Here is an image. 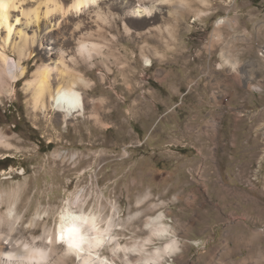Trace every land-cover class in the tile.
<instances>
[{"label": "rangeland", "instance_id": "rangeland-1", "mask_svg": "<svg viewBox=\"0 0 264 264\" xmlns=\"http://www.w3.org/2000/svg\"><path fill=\"white\" fill-rule=\"evenodd\" d=\"M120 1L139 0H100L106 19L94 7L57 13L24 77L0 88L1 211L16 206L24 236L40 235L81 196L102 226L115 218L106 264H137L128 248L160 213L178 242L162 264H264V0H188L179 13L164 3L148 19ZM82 36L99 54L77 55ZM61 48L85 76L83 114L35 107L26 89Z\"/></svg>", "mask_w": 264, "mask_h": 264}, {"label": "bare ground", "instance_id": "bare-ground-1", "mask_svg": "<svg viewBox=\"0 0 264 264\" xmlns=\"http://www.w3.org/2000/svg\"><path fill=\"white\" fill-rule=\"evenodd\" d=\"M25 1L29 0H4V3L8 4L9 7L6 10L0 8V16L7 17L6 21L0 23L1 89L9 86L11 87L13 82L17 83L24 77L26 74L24 62L36 54L35 44L37 43V47L40 45L38 44L37 38H39L40 35L41 37L45 35V30L46 32L57 30L60 27V21L57 19L56 14L58 13L61 16H66L64 11H66L72 3L71 1L69 4H65L62 0H39L37 6L29 7L23 5ZM202 1L205 2L206 0ZM175 2L177 13L186 7L192 8L188 0H139L134 5L128 3V1L122 2L121 4L120 1L118 5L127 8L124 13L128 18L148 19L157 13L160 8L159 5ZM20 3H22V7ZM109 3V7L105 4L108 12L111 11L110 8L116 5L114 2ZM17 7H21L22 18H19V14H13V10ZM91 7H94L95 13L99 11L103 18L106 19V15L104 16L100 8V0H97V4L95 6H90V8ZM53 8L57 10L52 12L51 9ZM83 11L84 10L81 12ZM17 20L19 23H16ZM42 25L45 27L43 30H40ZM127 30L129 31L130 28ZM91 34L92 33H90V35ZM41 39L42 38H40V42L45 41V39ZM79 39L75 40L78 41ZM86 41L90 44H97L95 41L89 39H86ZM8 50L14 51L17 56L10 59ZM66 53L67 51L63 48L59 49L57 59L50 63H43L40 65L34 72V77L28 79L26 82V89L32 93L35 107L46 108L49 105L51 108L57 109L58 112H62L64 117L71 116L74 113H82L86 109L85 97L83 92L78 88L80 87L78 85L84 83L85 76L83 77L84 74L82 75L80 71L77 72L75 70L77 68H73L71 64H69L70 60H74V56L68 57L69 55ZM147 62L150 64L151 60L147 58ZM233 64H236V61L233 62ZM250 72H253L252 67L246 70L248 78L249 76L250 78L252 77ZM1 140L0 138V142H3ZM80 200L81 196L73 203V206H70L62 217H60L61 220L54 229L44 228L42 234L36 235L31 233L28 237L24 236L23 229L25 227L21 224L24 216L19 214L17 207L14 205H11L6 211H1L2 201L0 200V264H69L70 260L73 259L72 257L77 259L75 264H106L108 262V257L103 256L101 250L106 244L107 246L108 244L111 245L115 239L111 231V227L116 225L114 221L115 218L112 220L111 216L107 223L108 226H102L99 214L87 212L84 209V203ZM164 216V214L160 213L152 220H149L147 225L151 227L152 233L159 232L162 229L168 234L171 233L169 226L164 223ZM92 220H95L101 231L108 229L109 231L106 235L111 238L110 240H106L103 246L98 248L95 247L94 243L91 241V238L96 235V233L92 231V225L90 223ZM85 221H87V223ZM74 226L80 228L81 235H88L90 239V243L84 244L79 251L70 249L67 245L68 229ZM61 236H63V240H61ZM149 238L150 237L143 240L142 243L132 246L135 252L140 254L138 261L145 259V253L150 252L148 251V244H145V241ZM174 239L177 241L176 238ZM115 242L116 245L113 246L112 250L117 253V250L123 248V246L118 240ZM142 246L144 248V253L140 251ZM124 249L125 248L121 250ZM129 261L133 262L131 260Z\"/></svg>", "mask_w": 264, "mask_h": 264}, {"label": "clouds", "instance_id": "clouds-1", "mask_svg": "<svg viewBox=\"0 0 264 264\" xmlns=\"http://www.w3.org/2000/svg\"><path fill=\"white\" fill-rule=\"evenodd\" d=\"M97 4V0H72L69 8L64 11L65 15L69 13H75L79 15L82 10L88 9L90 6H95ZM3 7L7 9L9 7L8 4H4ZM59 7V6H58ZM57 9H51L52 12H55ZM63 10V9H61ZM98 19H103L102 14L98 11L96 13ZM105 22H107L105 20ZM77 28L80 27L78 24ZM76 53L78 56L84 59H91L94 53L99 54L100 46L97 44H90L86 41L84 37H81L77 42ZM91 225L95 223V226L99 227L95 220L90 221ZM79 227H71L69 235L74 237L76 243H90V239L88 235H84L82 238L80 236L79 231H77ZM153 238L159 241V246L153 247L152 251L149 253H145L146 258L137 261V264H162V261L165 256L170 255L172 252L177 250V241L174 238L166 233L165 230H160L159 232H153L152 236L145 241V244H151L153 242ZM129 251H135V249H128ZM140 251L144 253L143 246L141 247Z\"/></svg>", "mask_w": 264, "mask_h": 264}, {"label": "snow or ice", "instance_id": "snow-or-ice-1", "mask_svg": "<svg viewBox=\"0 0 264 264\" xmlns=\"http://www.w3.org/2000/svg\"><path fill=\"white\" fill-rule=\"evenodd\" d=\"M6 4L4 3V0H0V8H3V5ZM6 10V9H5ZM7 20L6 16H0V23L4 22ZM16 23H19V21L17 20ZM10 30V28H9ZM87 223V221H85ZM77 231H79L81 238L84 235H81V230L80 228L77 229ZM92 231H94L96 233V235L94 237L91 238V241L94 243L95 247H101L103 246V244L105 243L106 240H110L111 238L109 236L106 235V233L109 231L108 229H105L103 231L100 230L99 227L95 226V223L92 225ZM70 232V228L68 229V238H67V245L70 249H74L76 251L81 250L82 246L84 245V243H76L74 237H72L71 235H69ZM63 236H61V240H63Z\"/></svg>", "mask_w": 264, "mask_h": 264}]
</instances>
